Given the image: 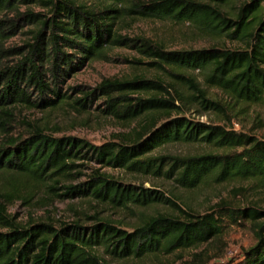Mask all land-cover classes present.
I'll list each match as a JSON object with an SVG mask.
<instances>
[{"label":"trees","instance_id":"trees-1","mask_svg":"<svg viewBox=\"0 0 264 264\" xmlns=\"http://www.w3.org/2000/svg\"><path fill=\"white\" fill-rule=\"evenodd\" d=\"M263 4L264 0L239 4L236 0H0V15L15 12L14 19L0 16V264H101L100 249L117 260L169 256L212 243L228 227L245 224L255 242L225 264H264L262 207L223 201L201 215L184 210L163 192L125 184L103 172L165 178L189 191L233 181H251L264 188V139L181 116L185 110L176 106L175 98L159 96L170 94L163 80L106 79L91 90L65 91L67 80L91 61L105 57L108 50L129 48L155 59L149 66L167 72L173 84L187 87L192 92L187 96L189 107L224 112L220 103L208 98V88L223 91L236 104L263 103ZM21 5H39L51 15L30 9L22 13ZM152 17L194 25L200 33L225 36L240 47L168 51L117 30L127 18ZM27 26L35 27L28 33L31 41L6 48L5 43ZM191 70L201 72L203 85L188 74ZM100 100L97 111L103 115L129 123L144 119L145 124L125 142L94 145L77 137H55L35 124L28 125L26 135L15 137L12 124L1 117H14L20 108L45 111L66 106L82 113ZM161 117H165L162 123ZM177 142L203 144L211 150L188 157L151 155ZM83 168L91 173L83 175ZM81 176L86 180L73 185ZM41 188L50 198L90 199L122 209L164 205L173 211L144 219L132 232L97 217L90 227L17 223L10 204L21 199L30 204L33 192ZM193 264L205 262L196 257Z\"/></svg>","mask_w":264,"mask_h":264},{"label":"rangeland","instance_id":"rangeland-1","mask_svg":"<svg viewBox=\"0 0 264 264\" xmlns=\"http://www.w3.org/2000/svg\"><path fill=\"white\" fill-rule=\"evenodd\" d=\"M242 1L244 0H236L237 4ZM19 7L22 13L30 9L34 13L51 15L48 10L39 5H21ZM0 16L4 19H14L15 12H5ZM33 28L35 27L27 26L22 30L20 29L16 36L11 37L5 43L6 48L21 47L31 41V36L28 33ZM117 30L123 36L144 38L154 44L162 45L168 51L209 47L229 49L240 47L239 43L232 42L225 36L200 33L194 25H184L155 17L134 20L127 18L124 24H118ZM152 61L155 59L141 54L138 50L129 48L108 50L105 57L91 61L82 71L74 77L71 76L67 80L65 91L70 87H82L91 90L98 87L106 79L123 80L143 77L148 80H163L165 85H168L170 94L162 92L159 96L170 100L175 98L176 106L183 107L185 110L181 116L195 121L221 125L264 139V102L256 105L236 104L223 91L208 88V98L220 103L224 112L209 111L206 113L198 105L189 107L187 96L192 92L185 86L173 84L172 78L167 72L149 66ZM188 74L196 77L201 85L204 84L200 71L192 72L191 70ZM75 97L79 96L75 95ZM100 104H102V100L97 101L91 110L82 113L66 106L45 111L20 108L14 111V117H1L3 122L12 124V135L15 137L26 135L28 125L35 124L44 127L47 134L55 137H77L94 145H102L107 142H125L127 137L133 136L136 131L141 130V126L146 122L144 119H138L129 123L112 116H105L97 111ZM176 116L178 114L174 113L173 117ZM164 118L161 117V123ZM210 150L203 144L177 142L166 144L151 155L188 157L200 155ZM80 171L83 175L91 173L88 168H83ZM103 172L114 175L125 184L163 192L175 200L184 210H193L201 215L214 211L216 205L223 201L234 206L255 204L264 209V188L253 185L251 181H233L219 185L210 183L189 191L165 178L133 175L123 170L105 169ZM85 180L86 177L81 176L72 184L77 185ZM0 191L2 190L0 189ZM33 194L34 197L30 204L25 203L22 199L10 204V215L17 218V223L26 225L33 220L37 223H51L56 228L71 223H80L90 227L95 222L93 218L97 217L109 220L117 227L132 232L144 219L156 216L158 213H172L173 211L164 205L122 209L100 204L90 199L50 198L48 191L43 188L36 189ZM175 214L177 215L176 212ZM254 242L250 225L245 224L228 227L224 235L212 243L179 250L169 256L158 254L141 259L117 260L105 253L103 249L98 250L97 253L100 256L101 264H193L196 257L202 259L205 264H225L241 255V252L253 245Z\"/></svg>","mask_w":264,"mask_h":264}]
</instances>
